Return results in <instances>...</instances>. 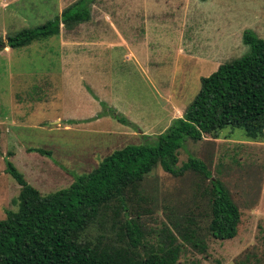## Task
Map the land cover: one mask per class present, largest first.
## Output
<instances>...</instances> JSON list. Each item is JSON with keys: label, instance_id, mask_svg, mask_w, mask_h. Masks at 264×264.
I'll list each match as a JSON object with an SVG mask.
<instances>
[{"label": "rangeland", "instance_id": "obj_1", "mask_svg": "<svg viewBox=\"0 0 264 264\" xmlns=\"http://www.w3.org/2000/svg\"><path fill=\"white\" fill-rule=\"evenodd\" d=\"M72 1L0 0V219L18 206L5 159L41 194L65 187L112 149L141 142V134L154 138L180 116L200 76L246 51L244 29L264 36V0H94L87 20L7 45V35ZM177 152L178 164L198 157L222 181L238 208L236 232L208 233V179L156 166L126 192L147 243L133 251L143 255L169 232L181 245L179 264H264V129L248 137L226 126L216 136L186 137ZM105 212L81 240L124 245L122 212L113 203Z\"/></svg>", "mask_w": 264, "mask_h": 264}, {"label": "trees", "instance_id": "obj_2", "mask_svg": "<svg viewBox=\"0 0 264 264\" xmlns=\"http://www.w3.org/2000/svg\"><path fill=\"white\" fill-rule=\"evenodd\" d=\"M93 1H72L52 18L7 35V45L18 48L55 35L60 22L71 27L87 20ZM241 38L246 51L200 76L199 87L183 113L163 131L154 138L141 134V142L112 149L90 170L75 174L67 186L41 194L5 159L4 170L19 184V191L17 209L6 211L0 219V264H179L181 245L169 232L161 234L157 245H150L143 255L132 249L147 243L140 222L128 215L126 192L156 166L175 177L192 170L208 179L203 189L209 213L207 231L214 238L232 237L239 212L227 188L198 157L190 155L178 164L177 150L186 137L216 136L226 126L241 128L248 137L263 133L264 36L246 28ZM28 149L50 155L41 147ZM111 203L123 214L120 234L127 243L81 240Z\"/></svg>", "mask_w": 264, "mask_h": 264}, {"label": "water", "instance_id": "obj_3", "mask_svg": "<svg viewBox=\"0 0 264 264\" xmlns=\"http://www.w3.org/2000/svg\"><path fill=\"white\" fill-rule=\"evenodd\" d=\"M5 45H6L5 42L0 43V47H4Z\"/></svg>", "mask_w": 264, "mask_h": 264}]
</instances>
